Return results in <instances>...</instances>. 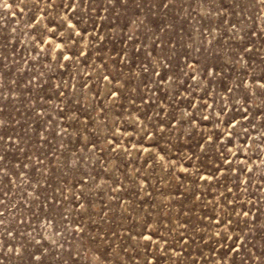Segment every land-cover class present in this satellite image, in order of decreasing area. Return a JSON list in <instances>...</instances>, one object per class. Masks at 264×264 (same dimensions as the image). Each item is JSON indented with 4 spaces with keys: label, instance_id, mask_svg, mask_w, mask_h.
Listing matches in <instances>:
<instances>
[{
    "label": "rangeland",
    "instance_id": "374dc122",
    "mask_svg": "<svg viewBox=\"0 0 264 264\" xmlns=\"http://www.w3.org/2000/svg\"><path fill=\"white\" fill-rule=\"evenodd\" d=\"M0 264H264V0H0Z\"/></svg>",
    "mask_w": 264,
    "mask_h": 264
}]
</instances>
